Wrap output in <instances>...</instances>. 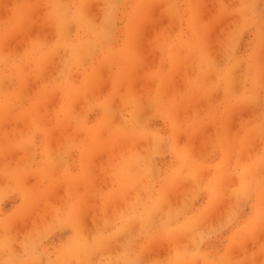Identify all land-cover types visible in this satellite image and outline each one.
<instances>
[{
	"label": "rangeland",
	"instance_id": "374dc122",
	"mask_svg": "<svg viewBox=\"0 0 264 264\" xmlns=\"http://www.w3.org/2000/svg\"><path fill=\"white\" fill-rule=\"evenodd\" d=\"M263 163L264 0H0V264H264Z\"/></svg>",
	"mask_w": 264,
	"mask_h": 264
},
{
	"label": "bare ground",
	"instance_id": "6f19581e",
	"mask_svg": "<svg viewBox=\"0 0 264 264\" xmlns=\"http://www.w3.org/2000/svg\"><path fill=\"white\" fill-rule=\"evenodd\" d=\"M139 47H140V46H139ZM218 61H219V60H218ZM48 62H49V61H48ZM43 63H45V62H43ZM183 63H185V62H183ZM185 64H186V63H185ZM185 64H184V65H185ZM192 64H193V62H192ZM186 65H187V64H186ZM46 66H47V65H46ZM241 66H242V65H241ZM44 67H45V66H44ZM183 69H184V68H183ZM240 71H241V69H240ZM181 72H182V71H181ZM236 72H237V71H236ZM189 73H190V72H189ZM193 73H194V72H193ZM193 73L191 74V76L193 75ZM186 74H188V73H186ZM209 76H211V75H209ZM182 77H183V76H182ZM188 77H189V76H188ZM204 77H205V76H204ZM211 77H212V76H211ZM211 77H210V78H211ZM236 77H237V76H235V78H236ZM206 78H207V77H206ZM206 78H205V80H206ZM208 78H209V77H208ZM211 79H213V78H211ZM196 80H198V78H196ZM147 83H150V82H147ZM235 84H236V83H235ZM236 85H237V84H236ZM234 86H235V85H234ZM234 86H233V87H234ZM182 87H183V86H182ZM236 87H238V86H236ZM236 87H235V88H236ZM115 88H116V87H115ZM177 89H179V88H177ZM183 89H184V88H183ZM157 91H158V90H157ZM160 91H161V93H162V90H160ZM160 91H159V92H160ZM218 91H219V90H218ZM218 91H217V92H218ZM236 91H237V90H236ZM152 93H153V92H152ZM161 93H160V94H161ZM175 93H177V91H176ZM165 94H167V93H165ZM216 94H217V93H216ZM87 95H88V94H87ZM175 95H176V94H175ZM218 95H219V94H218ZM155 96H156V95H155ZM160 96H161V95H160ZM163 97H165V95H162V96H161V98H163ZM211 97H212V96H211ZM213 97H214V96H213ZM216 97L219 98V96H216ZM216 97H215V98H216ZM83 98H84V97H83ZM191 98H192V97H191ZM208 98H209V97H208ZM86 99H87V98H86ZM135 99H136V98H135ZM199 99H200V98H199ZM212 99H213V98H212ZM136 100H137V99H136ZM210 100H211V99H210ZM193 101H196V100H193ZM205 101H206V99H205ZM177 102H178V101H177ZM136 103H137V104H140V103H138V101H137ZM194 103H195V102H193L192 104H194ZM205 103H206V102H205ZM119 105H120V104H119ZM171 106H172V105H171ZM174 106H175V105H173V107H174ZM177 106H178V105H177ZM179 106H181V103L179 104ZM199 106H201V105H199ZM46 107H47V106H46ZM175 107H176V106H175ZM182 107H183V105H182ZM187 107H188V106H187ZM196 107H198V106H196ZM201 107L204 108V107H205V104H204L203 106H201ZM206 107H207V105H206ZM183 108H184V107H183ZM183 108H182V109H183ZM188 108H189V107H188ZM192 108H193V107H192ZM192 108H191V109H192ZM194 108H195V107H194ZM203 108H202V109H203ZM258 108H259V107H258ZM258 108H257V109H258ZM141 109H143V108H141ZM166 109H167V108H166ZM175 109L177 110V107H176ZM189 109H190V108H189ZM74 110H75V109H74ZM192 110H193V109H192ZM197 110H198V109H197ZM197 110H196V111H197ZM169 111H170V109H169ZM140 112L142 113V110H140ZM146 112H147V111H146ZM146 112L144 111L143 113L146 114ZM177 112H178V111H177ZM181 112H182V111L178 112L177 115H179V113H181ZM187 112H188V109H187ZM189 112H190V110H189ZM191 112H192V111H191ZM194 112H195V111H194ZM200 112H202V111H200ZM141 113H140V114H141ZM143 113H142L141 115L139 114V116H140V117L143 116ZM168 113H169V112H168ZM198 113H199V112H198ZM198 113H197V114H198ZM147 114H149V113H147ZM231 114H232V113H231ZM167 115H168V114H167ZM182 115H183V114H182ZM192 115H193V113H192ZM192 115L190 114V116H192ZM198 115H199V114H198ZM232 115H233V114H232ZM240 115H241V114H240ZM175 116H176V115H175ZM183 116H185V113H184ZM228 116H230V115H228ZM179 117H182V116L179 115ZM105 118H106V117H105ZM105 118H104V119H105ZM142 118H143V117H142ZM176 118H177V117H176ZM176 118H175V119H176ZM183 118H184V117H183ZM190 118H191V117H190ZM179 119H180V118H179ZM187 119H188V117H187ZM140 120H141V119H140ZM180 120H182V119H180ZM180 120H179V122H181ZM176 121H177V120H176ZM217 121H218V119H217ZM183 122H184V121H183ZM218 122H219V121H218ZM198 123H200V122H198ZM198 123H197V124H198ZM207 124H208V123H207ZM215 124H216V123H215ZM211 126H212V125L210 124V128H211ZM213 126H214V125H213ZM213 126H212V128H213ZM179 127H181V126H179ZM105 128H106V127H105ZM182 128H184V127H182ZM182 128H181V129H182ZM208 128H209V127H208ZM210 128H209V130H210ZM215 128H216V127H214V129H215ZM201 129H203V128H201ZM214 129H212V130H214ZM218 129H219V128L217 127V129H216L217 132L219 131ZM182 130H183V129H182ZM230 130H232V129H230ZM233 130H237V128H236V129L234 128ZM238 130H239V129H238ZM214 131H215V130H214ZM216 131L214 132V134L217 133ZM228 131H229V130H228ZM228 131H226V132H228ZM209 132H211V130H210ZM229 132H230V131H229ZM234 132H235V131H234ZM240 132H241V131H240ZM179 133H180V132H179ZM196 133H197V132H196ZM211 133H212V132H211ZM218 133H219V132H218ZM218 133H217V135H218ZM220 133H221V132H220ZM230 133H231V132H230ZM230 133H229V134H230ZM215 135H216V134H215ZM217 135H216V136H217ZM208 136H209V135H208ZM208 136H207V137H208ZM232 136H234V135H232ZM235 136H236V134H235ZM82 137H84V135H83ZM196 137H197V135H196ZM207 137H205V139H207ZM210 137H211V136H210ZM155 138H156V137H155ZM168 138H169V137H168ZM84 139H85V138H84ZM161 139H162V138H161ZM163 139H166V138H163ZM183 139H184V138H183ZM212 139H213V138H212ZM212 139H210V140H212ZM141 140H142V139H141ZM145 141H146V140H144V142H145ZM164 141H165V140H164ZM202 141H203V140H202ZM202 141H201V143H202ZM206 141H207V140H206ZM206 141H205V142H206ZM235 141H236V140H235ZM235 141H234V142H235ZM161 142H162V141H161ZM166 142H167V141H166ZM212 142H213V141H212ZM229 142H230V141H229ZM134 143H135V142H134ZM157 143H159V140H158ZM167 143H168V142H167ZM207 143L210 144V142H207ZM235 143H236V142H235ZM239 143H240V141H239ZM244 143H245V142H244ZM165 144H166V143H165ZM204 144H205V143H204ZM231 144H233V143H231ZM128 145H129V144H128ZM128 145H127V146H128ZM205 145H206V144H205ZM205 145H204V147H205ZM240 145H241V144H240ZM249 145H250V144H249ZM259 145H260V144H259ZM161 146H162V144H161ZM150 147H151V146H150ZM150 147H148V148L150 149ZM201 147H202V144H201ZM242 147H243V145H242ZM163 148H164V146H163ZM205 148H206V147H205ZM205 148H204L203 150H204V152L206 153V151H208V150L205 151ZM207 148H210V147L208 146ZM136 149H137V148H136ZM160 149H162V148H160ZM247 149H248V148H247ZM165 150H166V149H165ZM231 150H232V149H231ZM161 151H162V150H161ZM232 151H233V150H232ZM237 151H238V150H237ZM162 152H163V151H162ZM201 152H202V151H201ZM230 152H231V151H230ZM233 152H234V151H233ZM233 152H232V153H233ZM238 152H239V151H238ZM183 153H185V151H184ZM236 153H237V152H236ZM242 153H244V151H243ZM227 154H229V153H227ZM230 154H231V153H230ZM231 155H233V154H231ZM235 155H237V154H235ZM202 156H203V153H202L201 156H196V157H199V159H200ZM237 156H238V155H237ZM186 157H189V156L186 155ZM232 157H233V156H232ZM234 157H235V156H234ZM238 157H239V156H238ZM238 157H236V158L239 159ZM189 158H191V157H189ZM192 158H195V157H193V155H192ZM228 158H229V157H228ZM183 159H184V158H183ZM195 159H196V158H195ZM226 159H227V158H226ZM240 159H241V158H240ZM191 160H193V159H191ZM183 161H184V160H183ZM226 161H228V160H226ZM226 161H225V163H226ZM237 161H239V160H237ZM237 161H236V162H237ZM193 162H194V161H193ZM231 162H232V161H231ZM104 164H105V163H104ZM222 164H224V163H222ZM227 164L231 165L229 162H227L226 165H227ZM263 164H264V163H263ZM226 165H225L224 167H227ZM234 165H236V164H234ZM219 167H220V166H219ZM222 167H223V166H222ZM217 168H218V167H217ZM259 168H260V167H259ZM185 169H186V168H185ZM185 169H184V170H185ZM214 169H215V168H214ZM227 169L229 170L230 168H227ZM261 169H262V168H261ZM97 170H98V169H97ZM100 170H101V169H100ZM196 170H197V169H196ZM211 170H212V169H211ZM223 170H224V169H223ZM223 170H222V171H223ZM224 171H225V170H224ZM256 171H257V170H256ZM263 171H264V170H263ZM263 171H262V172H263ZM97 172H98V171H97ZM182 172H183V170H182ZM259 172H260V170H259ZM259 172H257V173H259ZM177 173H178V172H177ZM251 174H252V173H251ZM253 174H255V173H253ZM200 175H201V174H200ZM200 175H199V176H200ZM232 175H233V174H232ZM256 175H257V174H256ZM138 176H139V175H138ZM186 176H187V175H186ZM209 176H210V175H209ZM233 176H234V175H233ZM254 176H255V175H254ZM258 176H259V175H258ZM190 177H191V176H190ZM205 177H206V176H205ZM194 178H195V177H194ZM199 178H200V177H199ZM233 178H234V177H233ZM218 179H219V178H218ZM220 179H221V178H220ZM235 180H236V177H235ZM232 182H233V181H232ZM141 186H142V185H141ZM211 186H212V184H211ZM218 186H219V185H218ZM139 187H140V186H139ZM140 188H141V187H140ZM140 188H139V189H140ZM142 188H143V187H142ZM142 188H141V189H142ZM218 188H219V187H218ZM185 189H186V188H185ZM187 189H188V188H187ZM144 191H145V190H144ZM181 191H182V190H181ZM188 191H189V190H188ZM134 192H135V191H134ZM182 192L184 193V191H182ZM176 193H177V192H176ZM178 194H179V193H178ZM180 194H181V193H180ZM185 194H186V191H185ZM176 196H179V195H176ZM185 196H186V195H185ZM182 197H183V195H182ZM186 197H187V196H186ZM137 198H138V197H137ZM182 199H183V198H182ZM184 200H185V198H184ZM185 201H186V200H185ZM185 201H183V202H185ZM187 202H188V200H187ZM187 202H185V203L187 204ZM175 204H176V203H175ZM183 205H184V204H183ZM206 205H207V204H206ZM213 205H214V204H213ZM236 205H237V204H236ZM180 207H181V206H180ZM149 208H150V207H149ZM156 208H157V207H156ZM212 208H213V207H212ZM149 210H151V209H149ZM215 211H216V210H215ZM147 214H148V211H147ZM146 216H147V215H146ZM133 217H134V216L132 215V218H133ZM138 218H139V217H138ZM143 219H144V216H143L142 220H143ZM159 220H160V219H159ZM139 221H140V220H139ZM183 225H184V224H183ZM143 227H144V226H143ZM147 229H148V228H147ZM152 229H153V228H152ZM187 234H188V233H187ZM178 236H179V235H178ZM175 238H176V237H175ZM172 240H174V239H172ZM172 240H171V241H172ZM180 243H181V242H180ZM165 245H166V244H165ZM149 248H150V247H149ZM177 248H178V247H177ZM146 249H147V248H146ZM179 249L181 250V248H179ZM183 250H184V249H183ZM144 251H145V250H144ZM186 252H187V251H186ZM142 253H143V252H142ZM260 254H261V253H260ZM143 257H144V255H143ZM170 261H171V260H170ZM161 264H162V263H161Z\"/></svg>",
	"mask_w": 264,
	"mask_h": 264
}]
</instances>
